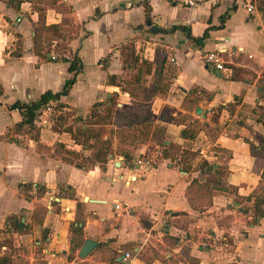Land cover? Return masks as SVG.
Instances as JSON below:
<instances>
[{
	"label": "crops",
	"instance_id": "1",
	"mask_svg": "<svg viewBox=\"0 0 264 264\" xmlns=\"http://www.w3.org/2000/svg\"><path fill=\"white\" fill-rule=\"evenodd\" d=\"M8 3L0 0V244L11 215L22 221L23 234L0 257L14 264H124L127 252L131 264H264V217L255 209L264 185V0H64L80 25L70 49L83 70L69 95L52 104L49 124L35 123L39 142L16 130L23 118L12 107L60 93L72 76L67 64L35 57L32 1L24 0L20 12ZM45 18L46 26L61 23L53 9ZM147 22L161 33L152 34ZM176 27L208 40L198 47ZM141 45L134 58L153 71L142 75L140 88L155 83L158 68V82L170 88L135 102L121 89L132 86L108 79L121 84L126 72L136 71L135 80L144 72L126 54ZM212 52L222 55L225 71L204 65ZM113 94L117 106L104 140L110 137L114 154L92 164L91 150L51 126L91 119ZM120 110L150 111L155 119L128 129L115 121ZM194 127L196 138L183 139L181 132ZM158 133L164 146L196 154L184 165L188 172L158 157L149 172L134 170L137 159L163 151L153 141ZM203 163L215 172H202ZM116 203L126 209L115 210ZM86 240L97 248L81 259Z\"/></svg>",
	"mask_w": 264,
	"mask_h": 264
},
{
	"label": "trees",
	"instance_id": "2",
	"mask_svg": "<svg viewBox=\"0 0 264 264\" xmlns=\"http://www.w3.org/2000/svg\"><path fill=\"white\" fill-rule=\"evenodd\" d=\"M8 4L10 7H14L17 12H20L21 5L24 0H8ZM34 5V12L38 14L37 23L34 28L35 40H34V55L39 58V62H47V63H64L68 65L69 75L72 76L70 80H67L64 87L62 88L60 93H52L46 92L40 96L38 101L32 103L31 105H24L22 103H15L12 107L13 109H17L20 111L23 121L18 124L16 130L26 129L31 135V139L35 142H39V130L35 127V123L39 122L43 113L51 108L52 104H60V100L69 95L73 86L77 83L78 75L82 72L83 68L79 57L77 54L70 49V46L67 42L68 37L71 36V30L75 29V32H72L74 36L71 41L79 38L78 29L80 25L77 21V14L72 7H68L61 0H44L41 2H32ZM53 9L56 10L61 16V23L58 25H50L46 26V18L48 10ZM149 21L148 19H146ZM222 22L224 17L220 19ZM174 31H183L187 36L196 44L198 47H202V45L208 40V34L202 39L192 38L191 31H189L185 27H176L173 29ZM58 49L64 52L58 54ZM134 53V52H133ZM132 53L131 63L135 70H140L143 66L144 72L139 71L138 77L131 84L128 85L132 87L121 88L122 92L127 93L131 101L138 102L139 100H149L150 98L155 97L158 94L166 95L169 85H164L161 81L158 82V77H161V72L159 68L155 73V83L153 85L142 87V75H150L153 71V67L148 62H142L139 64L138 60L134 58ZM236 78H239L238 76ZM234 80L237 81V79ZM116 77H110L108 79V84L113 86L121 87L120 84H117ZM138 88V89H136ZM117 95L113 94L110 98V105H97L95 106L91 119L88 120H79L77 121V125L64 127L65 119H59L61 122L58 126H51V130L57 132L58 134H67L72 138L73 142L78 145H82L87 147V149L91 150L93 156L91 157L92 164L102 165L107 162V157L110 154H114L113 150V142L109 139L107 141L104 140V135L106 134L104 126L106 123L111 120L113 117L114 109L117 106ZM62 109L59 106L53 108V114L57 113V110ZM152 119H155V116L147 111L143 115L131 114L126 111H118L115 114V121L120 123V125L124 127H128V129L133 128L135 126H141L150 122ZM80 123V124H78ZM196 127V126H195ZM190 130H183L181 132V136L183 139H195L198 133L196 128ZM153 141L157 142L162 148L159 160L169 161L170 163H175L177 166H181V170L188 172V168L185 167L189 160H192L196 157L195 153L183 151L181 147H177L175 145H171L169 147L164 146L165 136L162 133L154 134ZM130 140V139H129ZM132 141V140H131ZM135 141H133V144ZM252 153L254 156L258 157L260 155L257 148L252 146ZM181 154L179 159V163L176 162L177 156ZM128 156V155H127ZM127 161L131 162V159L127 157ZM86 165V164H85ZM86 168V166H83ZM202 172L208 171L210 174L214 173L210 166L207 163H203L201 167ZM32 189V188H29ZM264 202L261 201L257 196H255V209L256 216L263 218L264 217ZM23 223L20 218L16 215H11L6 219L4 234L6 235V239L0 244V248H13L14 245H18L17 240L20 234H23L22 230ZM1 236V234H0ZM1 238V237H0ZM76 252V249L73 250ZM14 260L12 257L6 255L0 257V264H14Z\"/></svg>",
	"mask_w": 264,
	"mask_h": 264
},
{
	"label": "built area",
	"instance_id": "3",
	"mask_svg": "<svg viewBox=\"0 0 264 264\" xmlns=\"http://www.w3.org/2000/svg\"><path fill=\"white\" fill-rule=\"evenodd\" d=\"M188 5L193 6L194 3L189 2ZM247 12L251 16L256 15V8L252 2H250L247 5ZM203 63L205 66H207L210 69L214 68L217 71H225L226 70L225 60L223 59L222 55L218 52H212L210 54H206L203 57ZM118 106L122 107V103L119 104ZM51 117H52V109L49 108L43 113V116L41 117L39 122H41V125L43 127H46L49 124ZM160 155H161V152L157 151L154 155H152L150 157H145L144 159H137L133 163L134 170L137 172H140V173L149 172L150 170H152L154 168L155 160ZM120 161L123 162L124 160L121 159ZM114 207H115V210L126 209V207L120 206L118 203L114 204ZM6 251H7V248H0L1 254L4 255L6 253ZM133 260H134L133 255L127 254V252L123 254V261L122 262L124 264H131V262H133Z\"/></svg>",
	"mask_w": 264,
	"mask_h": 264
},
{
	"label": "rangeland",
	"instance_id": "4",
	"mask_svg": "<svg viewBox=\"0 0 264 264\" xmlns=\"http://www.w3.org/2000/svg\"><path fill=\"white\" fill-rule=\"evenodd\" d=\"M30 1H32V2H41V3H43V1L44 0H30ZM61 1H63L64 2V0H61ZM44 4V3H43ZM73 8V7H72ZM72 32H75V29H72L71 30V36H69L68 37V40H67V42H68V44H69V46L72 44V38L74 37L73 35H72ZM128 48V51L129 52H127L126 54H128L127 56H128V58H129V55L131 54V53H133V52H135L136 50H135V48L137 49V51L140 53V52H142V45L141 46H138V48L137 47H134V48H129V47H127ZM61 52H64V51H62V50H59L58 49V54L59 53H61ZM135 77H136V71H131L130 73H128V72H126V74L125 75H123L122 77H120V82H121V84L120 85H124L126 82L127 83H132V82H134L135 81ZM259 194V195H258ZM257 196H258V198L261 200V201H263L264 202V185L262 186V187H260V190L257 192ZM264 208V207H263ZM68 219H69V217H68ZM25 263V262H24ZM26 264V263H25ZM38 264H40V263H38ZM41 264H43V263H41Z\"/></svg>",
	"mask_w": 264,
	"mask_h": 264
},
{
	"label": "water",
	"instance_id": "5",
	"mask_svg": "<svg viewBox=\"0 0 264 264\" xmlns=\"http://www.w3.org/2000/svg\"><path fill=\"white\" fill-rule=\"evenodd\" d=\"M147 27L150 29V32H152V34H159L161 33V29L155 27V26H152L150 22H147ZM197 115L198 116H201L202 115V111L200 110H197ZM118 167V164L116 165ZM97 248V244L90 241V240H86L85 241V244L79 254V257L81 259H86L91 253H93Z\"/></svg>",
	"mask_w": 264,
	"mask_h": 264
}]
</instances>
